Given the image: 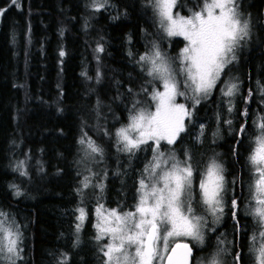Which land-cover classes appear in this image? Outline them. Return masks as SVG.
I'll use <instances>...</instances> for the list:
<instances>
[{
	"label": "trees",
	"instance_id": "16d2710c",
	"mask_svg": "<svg viewBox=\"0 0 264 264\" xmlns=\"http://www.w3.org/2000/svg\"><path fill=\"white\" fill-rule=\"evenodd\" d=\"M245 1H252L247 10L255 18V41L242 52L238 67L226 69V78L240 84L239 99L228 111L222 84L218 83L211 96L195 107L191 122L186 121L185 135L181 134L174 145L178 152L187 148L194 158L190 131L197 121L208 124V148L213 154L222 150L218 161L223 163L227 179L235 181L231 185L234 192L227 197L235 196L240 203L242 248L247 246L245 234L256 228L243 207L252 177L247 157L256 133L253 122L264 117V97L260 94V85H264V0ZM110 2L96 11L87 0H17L16 4L0 0V10L6 9L0 16V210L27 224L22 264H58L64 254L66 264H101L90 228L93 206L99 200L108 208L131 210L136 203V180L151 159L148 151L129 159L116 150L113 141L101 136L96 126L115 133L128 122L133 101H145L142 86L149 91L160 88L158 83H146L150 78L136 63L151 44L176 57L185 42L179 37L160 39L147 0ZM201 3L182 0V13H187V6L196 10ZM98 45H103V53L96 51ZM61 51L66 54L60 56ZM249 89L250 102L246 99ZM243 110L247 116L241 115ZM229 120L231 124L226 122ZM245 121L247 134L238 136L237 129ZM82 130L105 149L99 163L106 166L105 187L95 196L90 195L91 189L77 191L83 176L89 175L86 167L98 165L81 162L84 154L78 141ZM21 161L24 164L17 168ZM198 163L202 172L206 164L201 159ZM92 182L96 183V178ZM17 189L22 195H15ZM80 206L89 218L77 232L73 212ZM226 213L225 221L231 223L229 208ZM230 232L235 234L234 225Z\"/></svg>",
	"mask_w": 264,
	"mask_h": 264
},
{
	"label": "snow or ice",
	"instance_id": "6c2138e0",
	"mask_svg": "<svg viewBox=\"0 0 264 264\" xmlns=\"http://www.w3.org/2000/svg\"><path fill=\"white\" fill-rule=\"evenodd\" d=\"M11 3L16 4L17 0H11ZM147 3L157 20L160 39L182 37L186 44L176 57L168 56L158 44H151L136 63L150 78L146 83L153 86L158 83L160 88L153 87L149 91L148 87L142 86L145 101H133L128 122L115 133L103 125L96 126V131L113 141L116 150L127 154L129 159L140 152L152 153L136 180V203L131 210L119 206L106 209L97 201L94 239L101 264H192V246L177 242V238H190L202 245L205 229L215 230L211 228L209 219L214 218L218 222L226 207L235 220L236 233L242 230L238 198L233 196L226 200L229 193L234 192L231 185L235 181L227 179L223 163L213 158L201 172L191 153L185 152L177 157L174 148L165 146L177 144L181 133L187 130L185 121L191 122L195 107L210 96L218 83H223L221 77L228 75L226 69L230 71L229 66L238 62L239 50L250 39L249 21L242 19L239 0H202L198 9L189 15L180 13L182 0H147ZM105 4L106 0H92L96 11L104 9ZM4 11L6 9L0 10V16ZM96 51L103 53V45H98ZM65 54L60 52V56ZM97 76H100L99 72ZM260 89L264 97V85H260ZM221 91L227 98L228 111H232V98L240 92L239 83L228 82ZM179 97L191 101V104L178 103ZM246 99L252 100L251 89ZM96 115L99 119V102ZM241 115L247 116V110H243ZM226 122L232 123L230 120ZM253 123L257 131L247 161L253 175L250 194L254 204L250 202L247 214L257 219L261 229L259 236L264 240V117ZM246 125L247 121L237 129L238 136L247 134ZM78 143L84 154L82 163L103 162L104 147L87 132L82 130ZM236 143L239 145L241 141L238 139ZM236 153L234 146L233 154ZM23 164V161L19 162L17 168ZM86 171L89 175L83 176L77 191L91 189L90 195L93 196L97 191L103 193L105 185L102 181L106 171L94 172L91 167H86ZM92 178L97 182L93 183ZM15 195L22 193L17 189ZM75 211L78 221L75 228L79 232L88 219V212L83 206ZM0 217V260L17 264V261H23L22 233L14 222L9 221L6 213L0 211ZM251 239L256 241V235ZM223 252L227 249L218 246L217 254L209 257L208 264H225L219 258ZM254 253L255 264H264V242L254 249ZM231 255L234 264H241L239 252ZM66 260L67 254H64V259L58 264H66Z\"/></svg>",
	"mask_w": 264,
	"mask_h": 264
},
{
	"label": "rangeland",
	"instance_id": "374dc122",
	"mask_svg": "<svg viewBox=\"0 0 264 264\" xmlns=\"http://www.w3.org/2000/svg\"><path fill=\"white\" fill-rule=\"evenodd\" d=\"M88 1V3H89V5L90 6H92V0H87ZM111 4V2H110V0H106V4H105V6H109ZM252 1H248V2H246L245 0H239V5H240V11H241V13H242V19H247L248 21H249V24H250V29H251V34H250V39H248L247 40V42H246V44H245V46L242 48V49H240L239 50V52H238V55H239V57L241 56V54H242V52L243 51H245L246 50V48H248L249 47V45L252 43V41L254 42L255 41V37H256V32L253 30V23L255 22V18H254V16L247 10V9H249L252 5ZM198 9V8H197ZM196 9V10H197ZM191 11H194L193 9H191V7H189V6H187L186 7V14H183L182 13V10L180 9V13L182 14V15H189L190 14V12ZM179 38H181V39H183L182 37H179ZM185 42V44H186V41H184ZM185 44H184V46H185ZM181 51V50H180ZM236 67H238L239 65H240V62H239V60H238V62H236L235 64H234ZM223 78V76L221 77V81L223 80L222 79ZM225 80L223 81V83H221L222 84V89L226 86V84L228 83V82H231L232 80L231 79H229V78H226V76H225V78H224ZM240 85V84H239ZM239 88H240V86H239ZM212 94V93H211ZM211 94H210V96H211ZM224 97V96H223ZM182 98H184V97H182ZM185 99V98H184ZM177 102L178 103H181V102H183V103H186V99L185 100H181L180 99V97L178 98V100H177ZM225 104H222V106H224ZM185 124H186V121H185ZM187 127V126H186ZM254 128H255V126H254ZM255 130H256V128H255ZM257 131V130H256ZM185 133H186V131L184 132V133H181L182 135H185ZM204 133H205V131H204V123L203 122H200V121H197L196 123H195V127H193L192 129H191V131H190V138H191V141L193 142L194 140L197 142V141H199L202 137H203V135H204ZM254 139V136H252V140ZM180 140V138L178 139V141ZM177 141V142H178ZM165 147H169V148H174L175 149V147H174V145L173 146H165ZM149 153H151L150 151H148ZM185 152H188L189 153V150L187 149V148H185L184 149V152H178V150H175V155H177V157H180L181 156V154L182 153H185ZM151 155H152V153H151ZM106 166H101V165H94L93 166V168H92V170L95 172V171H101V170H103L104 168H105ZM107 169V168H106ZM253 183V175H252V177H251V180H250V184H249V196H248V199H247V203H245V206L243 207V212H244V214L245 215H247V216H249V217H251V218H253L254 219V221L256 220L257 221V219L254 217V216H251V215H248L247 213L249 212V210H250V202L251 203H253L254 204V201H251V194H250V185ZM228 199V197H226V200ZM95 207L96 206H93V212L91 213V224H90V228L92 229V231H93V234H94V236H95V234H96V229H95V227H94V225H95V223H96V217H95V212H94V209H95ZM106 209H110V208H108V207H106V206H104ZM132 209V208H131ZM226 210H227V207L225 208V213L223 214V216H222V218L218 221V222H215V220H214V218H210L209 219V222L210 223H213L212 224V226L214 227V226H219V223L221 222V221H224L225 220V218H226V215H227V213H226ZM1 211V210H0ZM5 213V212H4ZM7 214V216H8V218H9V221L10 222H14V224L16 225V227H17V229H18V231L20 232V233H22V237H21V240H22V243H21V248H22V252H21V255L23 256V242H24V240H25V237H24V234H25V230H26V227H27V224L26 223H24V224H20L19 222H17L16 221V219H15V216L14 215H10L9 213H6ZM73 214H74V217H76V215H77V213H76V211L75 212H73ZM88 218H89V214H88ZM0 219H2V217H0ZM88 220V219H87ZM86 220V221H87ZM255 221V222H256ZM261 230V229H260ZM260 230H257V231H255L254 233L252 232L251 234V236L249 237V240H250V242H252V251L249 253V257H248V260L245 262L246 264H255V253H254V249L255 248H257V247H259V245H260V243L261 242H264V240H262V238L259 236V231ZM205 231H206V229H205ZM253 235H256V237H257V239H256V241H253L252 239H251V237L253 236ZM191 241V242H190ZM218 241V240H217ZM217 241H215L214 242V248L210 251V252H208V251H204L201 255H200V257H198L196 260H194V264H208V259H209V257L210 256H212V255H216L217 254V248H218V246H219V248H224V249H227V252H223V253H220V255H219V258L220 259H222L224 262H225V264H234V262H233V257H232V253H234V251H233V247L232 246H226L224 243L223 244H220V245H217V246H215L216 245V243H217ZM177 242H185V243H193V240H191L190 238H185V237H180V238H177ZM194 242H196V241H194ZM197 243V242H196ZM198 244V243H197ZM172 245V241H170V246ZM199 246L198 247H200V248H206V244L205 243H203L202 245L201 244H198ZM0 262H1V264H7V262L6 261H3V260H0ZM22 262L23 261H17V264H22Z\"/></svg>",
	"mask_w": 264,
	"mask_h": 264
},
{
	"label": "flooded vegetation",
	"instance_id": "af4514ba",
	"mask_svg": "<svg viewBox=\"0 0 264 264\" xmlns=\"http://www.w3.org/2000/svg\"><path fill=\"white\" fill-rule=\"evenodd\" d=\"M232 99H233V103L236 104V101L239 99V96H236ZM225 100H227L226 97H225ZM204 131H205V133H204L203 137L197 142L194 140L192 143L194 145V160L198 162L201 159V162L203 164H207L213 158L220 160V158L223 157V153H222V150H217V152L215 154H213L209 150L208 147H211V146L207 145L208 141H209V140L207 141L208 124H204ZM219 133H220V131L218 130L217 134H219ZM204 146H206L207 148H204ZM199 147H201V149H199ZM203 169H204V167L202 168V170ZM255 223H256V228L251 227V229L248 230L247 234H245L247 246H246V248H242L240 243L242 242L241 239L244 236L243 235V227H242V230L239 232V234H237L236 231H235V234H232L230 232L232 226L235 225L234 219L231 221V223H228L225 220L221 221L219 223V226H214V227L212 226L213 223L209 222L211 228H214L215 230L213 231V230H210V228H206L205 240H204V243L206 244V248L198 247L199 245L194 241H193V243H188L193 248L192 264H194V260H196L198 257H200V255L204 251L210 252L214 248V242L217 240L218 241H217L215 246L220 245L221 244L220 241H224V244L226 246H232L233 247L234 253L239 252L241 257L243 256L242 260L245 262L246 260H248L249 253L252 251V242H250L249 237L252 235L251 234L252 232L254 233L257 230H260V228L258 227L257 221ZM229 234H231V236H232L231 241L229 239ZM234 236H235V238H234ZM236 237H237V244H236ZM183 243H185V242H183ZM243 251H244V255H243ZM241 264H242V261H241Z\"/></svg>",
	"mask_w": 264,
	"mask_h": 264
}]
</instances>
